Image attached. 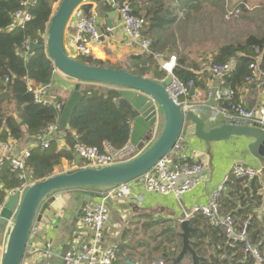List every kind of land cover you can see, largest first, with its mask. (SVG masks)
Wrapping results in <instances>:
<instances>
[{
    "label": "trees",
    "instance_id": "1",
    "mask_svg": "<svg viewBox=\"0 0 264 264\" xmlns=\"http://www.w3.org/2000/svg\"><path fill=\"white\" fill-rule=\"evenodd\" d=\"M30 0H0V133L1 141L7 143L9 139L19 142L27 134L30 138H39L45 135L49 128L58 125L61 112L57 105L64 106L60 100H53L52 104H35L30 92V84L47 85L52 83L55 68L44 50L29 57L23 55L25 45L30 43H43L48 30V25L54 14V6L59 0H35L28 9L32 20L14 27L16 13L25 10L23 3ZM120 4L128 3L134 10V14L144 22L143 36L151 40L152 50L158 53L164 50V41L179 18V12L196 6L199 1L219 2L224 0H116ZM239 11L245 5L236 7ZM106 10H112V6L106 4ZM182 13V12H181ZM107 32V28L104 29ZM260 49L261 54L256 53ZM260 56L261 69L264 70V37L259 38L249 35L246 42L224 45L219 48L211 60V64H227L231 58L238 61V66L225 78L224 88L233 91L231 102L224 103L225 108H230L232 103L243 106L239 99L240 90L248 84L256 83L252 78L250 65ZM80 60L88 65L106 66L105 63L94 60L91 57H81ZM133 63L152 64L147 70L132 72L143 77L152 75V80L162 81L167 77L161 70L154 57L142 55L136 57ZM148 66V67H149ZM108 67V66H106ZM113 68V67H111ZM116 68V67H115ZM146 69V68H145ZM198 65L190 62L187 57L179 56L173 75L184 85L192 81L195 89L202 86L197 74ZM6 79L9 82L5 84ZM249 79L250 81L248 82ZM83 101L70 120V128L64 131L62 138L67 144L66 148L59 149L56 137L49 141V148L40 144L31 150L27 159V182L36 183L40 180L54 176L56 170L62 165V160H74V154L78 145L87 147H99L104 149L106 144L115 150L125 148L129 144L131 124L136 116L132 106L121 99L118 91H104L102 88L88 90L80 88ZM190 97V95H189ZM188 97V99H189ZM14 108H10L11 104ZM14 113L22 120L18 124ZM26 131V132H25ZM84 164V163H83ZM264 177L260 176L252 182L231 177L224 186V192L219 200V213L221 217L232 216L241 222L251 219L249 234L254 244L264 253V225L262 218L256 215L255 210L264 207V196L258 195L263 187ZM26 183L20 180L19 174L12 171L9 165L1 170L0 197L1 202L6 192L1 189L2 184L8 190H16ZM191 220V227L199 229L192 234L193 247L198 252L204 241L211 239V243L217 248V254L205 258L202 264H252L242 252L240 243L229 242L223 227H213L206 216L196 215ZM173 245L174 240H168ZM179 254V253H178ZM219 254L225 255V260H220ZM200 255V253H199ZM170 258L178 257L175 253L167 255Z\"/></svg>",
    "mask_w": 264,
    "mask_h": 264
},
{
    "label": "crops",
    "instance_id": "2",
    "mask_svg": "<svg viewBox=\"0 0 264 264\" xmlns=\"http://www.w3.org/2000/svg\"><path fill=\"white\" fill-rule=\"evenodd\" d=\"M30 2H33V0H30ZM197 4L205 7L209 2L199 1ZM238 5H245L247 9L249 6L245 2L238 3L236 7ZM97 8L96 4L89 1L82 6L71 21L66 34V46H68L71 53L75 49L78 19L81 16L96 15ZM253 9L249 11H253ZM110 12L112 10H106L105 5V13L108 14ZM180 15L181 12H179ZM202 16L198 15L197 17ZM106 20L107 17H99L98 19V26L102 31L103 39L102 45L94 48L93 55L90 56L92 59L99 60L105 64H125L133 61L136 57L145 55L144 53L142 54L137 44L131 43L117 18L114 20L116 29L113 32L108 29ZM106 28L107 32L104 30ZM218 50L204 58L205 63L200 65L197 63L199 69L196 72L202 86L195 89L193 95L188 99L190 103H196L206 108V110L208 109L209 116L216 119L215 125L224 124V121L216 113L218 102L209 99L208 94L218 88L221 82L203 71L206 70L207 64L211 63ZM29 56V54L25 55L26 58ZM76 85L74 81L55 72L52 83L47 87L49 88V95L52 101L58 99L64 104L75 90ZM81 87L84 90L98 87L104 91H118L121 93V89L118 87L114 88L97 84H82ZM239 99L246 109L258 108L264 105V82L257 79L256 83L250 82L244 89L240 90ZM9 105L10 108H14L12 103ZM198 112L201 115L205 114L201 108ZM14 117L17 121L20 119L16 113H14ZM159 121V126L152 138L157 136L163 127V119L160 118ZM133 122L129 124L131 128ZM63 134L64 131L63 133L60 132L58 124V131L55 136H57L56 142L59 149H64L67 146L62 138ZM181 139V154L183 158L192 165L194 163L202 165L203 173L201 177L203 182L192 192L175 197L160 193H148L144 188L143 182L138 181L136 184L131 185L132 195L130 197L126 199L112 198L109 200L107 202L109 222L104 231V238L106 246L115 249L117 252V259L114 264H157L163 257L171 259L167 256L169 254L175 253L178 255L182 250L183 240L178 235L174 236L172 230L180 232L181 222L188 219L187 216L191 214L194 208L210 203L215 190L225 182L234 166L245 165L258 171L264 170L261 162L250 155L248 151L249 142L244 138L233 137L230 141L213 143L212 150L208 152L204 144L193 137L192 127L187 125ZM42 142L38 138H30L27 134L19 142L9 139L7 143H3L0 139V160L4 157L6 144L10 147V156L20 158L26 151L29 150L31 152L32 149L39 147L40 144H45ZM76 158L77 155L74 154L73 161L62 160L63 163L56 170L55 175L78 170L84 161L80 160L81 164L79 165L76 162ZM262 182L263 187L258 191V195L264 196V179ZM1 189L6 192V196L3 197L2 202L0 197V209L8 198L14 194V190L4 188V184H2ZM86 195L92 196V202L87 208L95 207L102 202L99 188L65 190L60 193L59 197L55 198L54 202L50 204L42 215L41 222L38 224L35 234H33V239L28 244L23 264H64L63 257L66 253L80 251L89 242L92 231L83 222L84 213L79 215L83 198ZM255 213L262 220L264 219V213L261 208L256 209ZM262 224L264 225V221ZM169 236L170 240H174L175 244L169 245L165 241V238ZM229 242L231 241L229 240ZM217 248L211 243L209 238L204 241L198 253L208 259L212 255L217 254ZM219 257L221 261L225 260V255L219 254ZM189 259L187 258L184 264H189ZM190 261L192 263V259Z\"/></svg>",
    "mask_w": 264,
    "mask_h": 264
},
{
    "label": "water",
    "instance_id": "3",
    "mask_svg": "<svg viewBox=\"0 0 264 264\" xmlns=\"http://www.w3.org/2000/svg\"><path fill=\"white\" fill-rule=\"evenodd\" d=\"M89 1L98 6L96 13L100 18L107 17L106 25L113 32L116 29L114 20L118 17L117 6L113 5L112 12L105 13V5L111 6L113 0H60L48 25L46 42L30 43L29 55H34L37 50H44L55 71L77 84L64 103L58 120L61 133L70 128L71 118L83 104L80 90L82 84L118 87L121 89V99L128 102L136 113L129 143L137 148L139 153L129 161L114 166L98 169L79 168L73 172L59 173L32 184L22 196L12 194L0 209L1 235L6 232L2 264L24 263L23 259L28 244L33 239V232L38 228L42 215L61 192L136 184L163 158L174 152L187 125L192 127L193 137L202 142L208 152L212 150L213 143L230 141L233 137L246 139L249 142L250 155L264 166V128L215 125L216 119L209 116V110L196 103H189L188 106L192 108L185 112V104H179L173 95L175 90L171 76H167L163 81L152 80L132 74L123 68L91 66L83 63L81 57L73 56L66 46V34L76 13ZM32 85L47 87L35 82H32ZM192 95L193 92L190 96ZM199 107L204 111V115L199 114ZM160 118L164 121L163 127L152 140ZM19 123H22L21 119L18 120ZM149 141L151 142L147 144ZM80 160L78 156L76 162L79 165ZM259 175L263 176L264 170H260ZM91 202V195L84 196L79 215L85 212ZM180 229V232L172 230L174 236L178 235L183 240L178 257H163L157 264H184L188 257H191L192 264H202L205 258L194 249L192 240V234L199 229L192 228L190 220H183Z\"/></svg>",
    "mask_w": 264,
    "mask_h": 264
},
{
    "label": "built area",
    "instance_id": "4",
    "mask_svg": "<svg viewBox=\"0 0 264 264\" xmlns=\"http://www.w3.org/2000/svg\"><path fill=\"white\" fill-rule=\"evenodd\" d=\"M35 3L25 2L23 6L26 8L23 11L16 13L15 25L25 24L32 20V15L29 12L28 7ZM117 6V13L120 25L124 28L131 43L137 44L142 54L150 56H158L161 69L167 73V76H171L174 82L173 88L175 93L173 95L175 100L179 104H185L183 110H191L189 105L188 97L191 94V89L194 86L192 81L188 85H184L174 75L173 71L177 66L176 56H172L170 59L163 57L162 55L156 54L153 48V42L147 40L143 36L144 22L141 18L134 14L133 8L128 4H120L116 0H113L111 6ZM232 13L230 12L229 15ZM98 15L94 16H81L77 21V36L75 39V49L72 51L73 56L77 57H90L93 55V50L96 46L102 45L103 34L98 26ZM47 32L44 37L43 43L46 42ZM30 45V44H29ZM29 45H25L23 49V55H28L30 52ZM258 55L261 54L260 49H256ZM167 60V61H164ZM260 56L250 65L252 70V78L264 82V70L261 69ZM238 61L231 58L227 64H211L203 72H207L210 77L215 80H219L220 86L215 90H212L208 94L209 99L216 100L218 102V109H216L217 115L223 119L224 124L251 127L259 126L264 128V105L258 108L246 109L245 107L239 106L235 103L230 105V108H225L224 103L231 102L233 100V91L226 90L225 78L229 76L233 71L237 69ZM248 82L250 81L247 79ZM163 81V80H162ZM9 79H6L5 83H8ZM30 92L33 95L35 104H52L53 101L49 95L48 87H36L30 84ZM57 109L62 113L63 106L57 105ZM159 126V125H158ZM157 126V127H158ZM157 129V128H156ZM155 129V130H156ZM58 131V125H53L49 128L48 132L39 136L38 139L43 141L45 148H49V141L55 136ZM50 140H47L49 139ZM155 136L152 138V140ZM182 139L176 145L175 150L169 156L163 158L156 167L145 175L141 180L144 184V188L148 193H160L164 195L182 196L195 190V188L203 182L202 173L203 167L201 164L194 163L190 164L181 154ZM4 157L0 160V171L7 165H9L12 171L19 174L20 180H25L26 183L14 190V194L22 196L27 189L34 183L27 182L28 179V167L27 159L30 157L31 152L26 151L20 158H13L10 156L11 151L9 145L4 147ZM75 153L79 156L84 164L80 168H104L117 165L122 162L129 161L136 157L139 150L130 145V143L123 149L115 150L111 145L106 144L104 149L99 147H87L78 145ZM231 177L238 179H244L253 181L260 177L259 171L252 169L245 165H236L233 167L231 173L225 179V182L220 185L212 195V199L209 204L205 206H197L188 215L187 220H192L196 215L206 216L210 224L213 227L222 226L225 235L229 238L232 243H240L242 246V252L247 256L252 264H264V253L253 243L250 234L249 227L250 221L246 220L241 222L236 217L227 216L221 217L219 213V200L222 193L224 192L225 184L230 180ZM138 182V181H137ZM99 195L101 196L102 202L99 205L91 208H87L83 214V222L88 226L92 235L89 242L83 246L80 251L68 252L64 255V264H114L116 257V250L112 249L105 244L104 231L107 223L109 222V209L107 202L112 198L123 199L128 198L132 195L131 185H121L113 188H102L99 189ZM264 213V207L261 208ZM36 231L33 232L35 234ZM6 232L1 235L0 231V264H2V254L5 244Z\"/></svg>",
    "mask_w": 264,
    "mask_h": 264
},
{
    "label": "rangeland",
    "instance_id": "5",
    "mask_svg": "<svg viewBox=\"0 0 264 264\" xmlns=\"http://www.w3.org/2000/svg\"><path fill=\"white\" fill-rule=\"evenodd\" d=\"M59 2L54 6V13ZM241 2L247 3L248 9L246 6L240 11L235 8ZM250 9L253 11H249ZM181 12L163 42L164 50L156 53L167 59L172 56H176L177 59L179 56H185L190 62L200 65L205 63L204 58L224 45L244 43L249 35L264 37V0H224L223 3L214 1L209 2L205 7L197 4L190 10L187 8ZM230 12L231 15H229ZM198 15L202 17H197ZM153 57L161 69L158 56ZM106 66L127 68L132 72H140L143 69L154 67L152 64L148 67L141 62L133 63L132 61L125 64L106 63ZM147 77L152 78V75L147 74ZM102 188L105 187H99V189ZM169 239L170 236L166 237L165 241L168 242ZM188 258H190L189 264H192L191 257Z\"/></svg>",
    "mask_w": 264,
    "mask_h": 264
}]
</instances>
